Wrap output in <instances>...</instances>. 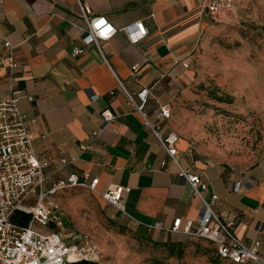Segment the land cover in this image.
<instances>
[{"label":"crops","instance_id":"obj_1","mask_svg":"<svg viewBox=\"0 0 264 264\" xmlns=\"http://www.w3.org/2000/svg\"><path fill=\"white\" fill-rule=\"evenodd\" d=\"M80 1L116 29L109 40L101 42L103 54L96 45L82 42L85 22L77 0H4L0 9V98L9 96L12 88L23 90L18 105L27 116L34 150L48 163L49 180L90 172L99 178L100 193L117 185L130 187L125 198L131 218L118 213L120 219L151 240L181 242L184 234L170 229L174 220L198 219L203 203L179 175L178 165L152 128L146 126V118L128 101L119 80L133 95L150 89L145 115L168 135L173 130L170 119H160L161 107L169 104L173 112L188 95L196 79V51L215 21L202 9L203 0ZM137 22H143L148 34L132 44L123 29ZM3 37L12 50L4 47ZM75 47L84 51L74 56ZM10 51L19 64L14 80L3 62ZM136 64L140 65L137 77L132 71ZM104 109L118 118L101 130ZM97 130L101 131L94 137ZM177 148L179 164L200 173L207 182L205 196H219L217 211L223 220L235 221V234L248 245L260 242V259L247 264H264V156L244 169L203 157L180 136ZM236 182L251 185L233 191ZM109 209L112 214L117 212L114 207ZM157 223L163 228L149 230L146 226ZM212 248L216 254L215 245Z\"/></svg>","mask_w":264,"mask_h":264},{"label":"built area","instance_id":"obj_2","mask_svg":"<svg viewBox=\"0 0 264 264\" xmlns=\"http://www.w3.org/2000/svg\"><path fill=\"white\" fill-rule=\"evenodd\" d=\"M77 1L85 22L82 42L85 46L96 45L103 54L101 42L109 40L116 29L106 17L94 15L88 6L83 5L80 0ZM236 2L237 0H203L201 7L215 22H224L231 16ZM3 3L4 0H0V9ZM123 30L132 44L139 43L148 34L143 22L128 25ZM3 41L4 47L12 50L10 41L4 37ZM83 51V48L75 47L72 54L77 56ZM3 62L10 78L14 80L13 76L19 64L12 51L4 57ZM184 65L189 66L187 62ZM132 71L133 76L137 77L140 65H134ZM119 84L134 109L146 118V126L152 128L162 147L178 165L179 175L190 185L194 196L199 197L203 203V211L198 219L176 218L170 229L192 238L209 241L215 245L216 255L221 263L247 264L250 260L258 261L260 242L255 241L248 245L239 238L234 232L235 221L223 220L217 211L219 196L216 193L210 198L205 196L208 184L202 175L190 172L179 164L178 134L172 131L164 136L161 126H154L147 119L144 108L150 89L143 88L133 95L120 80ZM10 93L9 96L0 98V264H78L98 261L99 250L89 235H83L79 243H68L69 239L65 238L63 231L64 211L57 195L68 189H86L99 195L124 218H131L125 198L131 188L117 185L110 187L105 193H100L97 189L99 178L93 177L90 172L82 175L69 173L49 180L46 174L48 163L42 161L34 150L27 116L18 105L24 96L23 90L12 88ZM27 97L30 101L33 100L31 96ZM171 114L172 108L167 104L161 107L159 117L168 120ZM101 117L102 130L113 124L118 115L110 109H104ZM101 130L93 131V136L97 137ZM81 148L85 150L87 145L83 144ZM62 164L66 165V160H62ZM249 185L251 184L247 182H236L232 189L240 191ZM16 211L30 215L26 225L13 221ZM50 225H54V228L48 232L40 230ZM146 226L149 230L163 228L161 223Z\"/></svg>","mask_w":264,"mask_h":264},{"label":"rangeland","instance_id":"obj_3","mask_svg":"<svg viewBox=\"0 0 264 264\" xmlns=\"http://www.w3.org/2000/svg\"><path fill=\"white\" fill-rule=\"evenodd\" d=\"M215 24L198 46L196 79L169 124L203 157L247 169L264 156V0H241ZM99 197L82 188L57 195L68 243L87 234L99 250L91 264H226L209 241L190 236L181 235L183 256L172 255L168 242L135 231Z\"/></svg>","mask_w":264,"mask_h":264},{"label":"trees","instance_id":"obj_4","mask_svg":"<svg viewBox=\"0 0 264 264\" xmlns=\"http://www.w3.org/2000/svg\"><path fill=\"white\" fill-rule=\"evenodd\" d=\"M216 99L218 101H224V99L222 97H216ZM29 219H30V215L27 213L21 212V211H16L13 214V221L15 223L20 224V225H26L29 222ZM168 248H169L170 253L172 255L176 254L178 257L183 256V246L181 245V243H179V242L169 243ZM215 256H216V259L218 260V257L216 254H215ZM219 263H221V262L219 261ZM78 264H91V262H81Z\"/></svg>","mask_w":264,"mask_h":264}]
</instances>
